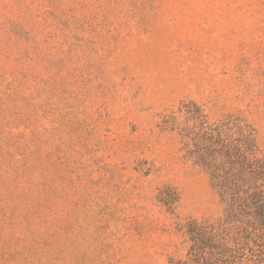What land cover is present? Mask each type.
Returning <instances> with one entry per match:
<instances>
[{"label": "rangeland", "instance_id": "1", "mask_svg": "<svg viewBox=\"0 0 264 264\" xmlns=\"http://www.w3.org/2000/svg\"><path fill=\"white\" fill-rule=\"evenodd\" d=\"M195 113L264 155V0H0V264L184 256Z\"/></svg>", "mask_w": 264, "mask_h": 264}, {"label": "trees", "instance_id": "2", "mask_svg": "<svg viewBox=\"0 0 264 264\" xmlns=\"http://www.w3.org/2000/svg\"><path fill=\"white\" fill-rule=\"evenodd\" d=\"M202 117L193 114L194 125L182 129L187 147L209 168L223 211L214 223L187 222L184 256L168 264H264V155L249 128L239 124L233 136Z\"/></svg>", "mask_w": 264, "mask_h": 264}]
</instances>
